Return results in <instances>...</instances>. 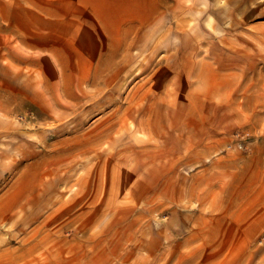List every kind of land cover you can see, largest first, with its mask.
<instances>
[{"label":"crops","instance_id":"1","mask_svg":"<svg viewBox=\"0 0 264 264\" xmlns=\"http://www.w3.org/2000/svg\"><path fill=\"white\" fill-rule=\"evenodd\" d=\"M258 2H2L14 31L0 32V172L12 157L14 134L19 151L28 141V130L13 127L6 90L20 89L17 104L27 99L26 68L43 67L50 56L63 78L80 77L86 66L94 74L120 70V86L133 89L132 121L120 127L132 144L120 150L133 152L132 183L150 204L156 199L151 208L164 207L171 225L180 216L214 230L264 232V4ZM254 10L262 16L255 32ZM147 92L148 108L141 110L138 95Z\"/></svg>","mask_w":264,"mask_h":264},{"label":"rangeland","instance_id":"2","mask_svg":"<svg viewBox=\"0 0 264 264\" xmlns=\"http://www.w3.org/2000/svg\"><path fill=\"white\" fill-rule=\"evenodd\" d=\"M6 1L20 7L27 0H0L5 23ZM261 20L254 10V32ZM6 24L0 32L14 31ZM45 42L51 50L52 39ZM51 59L26 68L28 101L17 104L20 89H6L13 127L29 137L19 151L14 134L12 157L0 172V264H264V232L214 230L180 216L171 225L165 208L153 210L156 199L152 205L138 192L133 152L120 150L132 144L120 127L131 123L133 110V89L120 86V70L94 74L86 66L80 77L63 78ZM58 80L65 85L56 86ZM138 97L146 110L148 92Z\"/></svg>","mask_w":264,"mask_h":264}]
</instances>
